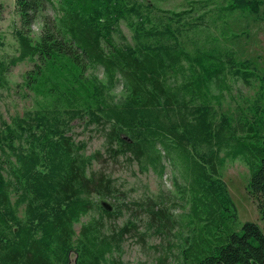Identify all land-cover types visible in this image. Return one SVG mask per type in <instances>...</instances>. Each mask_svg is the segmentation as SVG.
<instances>
[{"label":"trees","instance_id":"1","mask_svg":"<svg viewBox=\"0 0 264 264\" xmlns=\"http://www.w3.org/2000/svg\"><path fill=\"white\" fill-rule=\"evenodd\" d=\"M16 4L22 22L17 32L20 52L8 62L0 61V88H8L6 72L11 65L34 61V69L26 75V84L33 90L60 99L66 110L82 117L88 113L90 123L111 124L106 133L109 157L126 156L162 170L164 157L185 163L193 175V190L204 194L199 200L208 212L214 203L224 210L233 205L226 184L218 177L224 164L218 153L240 158L249 167L247 189L264 219V139L253 153L227 120L213 136L210 119L209 82L225 83L230 74L248 80L254 76L249 63L223 52L191 54L176 41L165 39L138 48L119 46L112 34L127 14L141 17L137 33L173 39L168 25L164 31L150 25L151 15L143 14L139 0H17ZM259 4L234 0L227 9L258 12ZM49 6L55 11L53 26L46 23L39 40L33 42L29 32ZM97 66L110 83L122 81L128 92L125 104L110 105L103 89L91 84L86 71ZM59 123L56 116L44 115L30 121L17 118L13 124L4 121L0 127V264H70L72 252L74 264H122L113 255L131 229L126 225L106 234L105 215L116 213L91 199L116 193L113 179L102 169L88 172L91 159L102 163L103 154L98 151L90 158L75 154L72 136ZM198 142L217 149L196 157L190 147ZM13 192L27 203V221L17 214ZM150 204L152 225L157 230L168 228L169 214ZM98 207L102 214L82 225L75 246V224ZM211 235L212 239H187L185 259L192 264H264V232L257 223L247 221L241 231L222 240ZM203 241L208 253H202Z\"/></svg>","mask_w":264,"mask_h":264},{"label":"rangeland","instance_id":"2","mask_svg":"<svg viewBox=\"0 0 264 264\" xmlns=\"http://www.w3.org/2000/svg\"><path fill=\"white\" fill-rule=\"evenodd\" d=\"M16 1L0 0V61L8 62L20 52L17 32L21 30L22 22ZM232 1L139 0L143 14L151 15L150 25H157L162 31L168 25L174 34L173 39L163 34L137 33L141 17L135 14L122 18L112 36L121 47L138 48L143 43L155 45L165 39L164 42H177L191 54L223 52L236 61L249 63L254 76L248 80L242 75L230 74L225 83L215 79L209 82L210 119L214 125L213 136L227 120L235 128L236 135L244 137L252 152L256 153L264 139V0H256L260 3L258 12L229 10L227 6ZM149 6L152 8L148 9ZM54 15L55 11L49 6L38 17L29 32L33 42L39 40L46 23L53 26ZM34 67L35 62L27 59L8 68V88H0V127L4 121L13 124L17 118L30 121L37 116H56L61 127L72 136L75 154L90 158L96 152H102V163L91 159L88 172L102 169L113 179L116 193L114 196L93 195L91 199L97 206L109 205L110 210L116 213L112 217L105 215L106 234L119 231L126 225L131 229L124 234L113 255L122 264H159L161 260L164 264H192L191 259L184 257V250L189 245L187 239L199 241L203 236L212 239L211 233H215L222 240L233 231H241L247 221L257 223L264 232V219L258 203L247 189L250 170L240 158L232 159L224 151L218 153V157L224 159L223 166L218 169V177L226 184L233 205L230 210H224V206L214 203V208H209L208 212L199 200V197L205 198L204 194L199 196L193 190V175L185 163H173L164 157L162 170L151 165L144 167L138 160L126 156H119L116 160L109 157L106 133L111 124L104 127L90 123L88 113L82 117L66 110L60 99L38 94L26 84V75ZM86 76L91 84L103 89L110 105L126 103L128 92L122 81L110 83L101 66L88 68ZM252 126L254 129L250 130ZM194 146L190 148L196 157L217 149L205 142ZM191 166L194 170L193 164ZM11 198L18 216L27 221V203L20 201L14 192ZM149 203H156V209L166 210L170 216L168 228L157 230V226L152 225ZM100 207L75 224V246L81 239L82 225L102 214ZM201 248L202 253H208L206 241L202 242ZM75 257V252H72L70 264L75 263Z\"/></svg>","mask_w":264,"mask_h":264},{"label":"water","instance_id":"3","mask_svg":"<svg viewBox=\"0 0 264 264\" xmlns=\"http://www.w3.org/2000/svg\"><path fill=\"white\" fill-rule=\"evenodd\" d=\"M105 205V204H104ZM108 209H110V206L109 205H105Z\"/></svg>","mask_w":264,"mask_h":264}]
</instances>
